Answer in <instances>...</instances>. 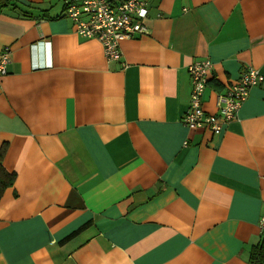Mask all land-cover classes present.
<instances>
[{"label": "crops", "instance_id": "crops-1", "mask_svg": "<svg viewBox=\"0 0 264 264\" xmlns=\"http://www.w3.org/2000/svg\"><path fill=\"white\" fill-rule=\"evenodd\" d=\"M66 1L0 0V264H250L264 237V0H145L144 34L109 61ZM260 71L218 134L182 121ZM72 235V236H71ZM70 236V237H69Z\"/></svg>", "mask_w": 264, "mask_h": 264}, {"label": "built area", "instance_id": "built-area-1", "mask_svg": "<svg viewBox=\"0 0 264 264\" xmlns=\"http://www.w3.org/2000/svg\"><path fill=\"white\" fill-rule=\"evenodd\" d=\"M70 15L77 23L78 31L84 36H96L103 44L108 60L120 58V42L134 33H141L144 27L141 20L148 11L142 0H125L113 4L109 0H84L80 6L70 5ZM85 15L88 20L81 19ZM11 61L8 46L0 50V84L8 72ZM209 58L196 60L188 68L192 90L189 105L182 121L189 128H207L218 134L224 125L235 120L242 104L252 87L259 83L260 72L253 66L245 67L238 80L224 92L218 93L216 113H208L203 108V95L207 85V75L212 69ZM264 229V218L261 219Z\"/></svg>", "mask_w": 264, "mask_h": 264}, {"label": "trees", "instance_id": "trees-1", "mask_svg": "<svg viewBox=\"0 0 264 264\" xmlns=\"http://www.w3.org/2000/svg\"><path fill=\"white\" fill-rule=\"evenodd\" d=\"M5 150V147L0 150V197L6 188L13 185L16 178V174L14 172H9L3 165L2 161ZM249 263L264 264V237L259 244L253 246V248L250 250Z\"/></svg>", "mask_w": 264, "mask_h": 264}, {"label": "bare ground", "instance_id": "bare-ground-1", "mask_svg": "<svg viewBox=\"0 0 264 264\" xmlns=\"http://www.w3.org/2000/svg\"><path fill=\"white\" fill-rule=\"evenodd\" d=\"M83 1L84 0H81L80 2H69V1H66V8H65V10H64V13L69 17V18H71L72 19V21H73V23H74V27H75V30H76V32L79 34V35H81V36H84V35H82V34H80L79 33V31H78V27H77V23H76V21L74 20V18L70 15V13H69V11H68V9H69V7H70V5H75V6H80L82 3H83ZM111 3H113V4H116V3H119V2H121V1H125V0H109ZM142 2H143V6L147 9V11H148V7H147V2L145 1V0H142ZM81 19H84V20H88V18L85 16V15H82V18ZM143 20L144 19H142L141 20V23H142V25H143V27H144V31L143 32H141V33H134V34H132V35H130L129 37H127V38H130V37H132L133 35H135V34H144V33H146L147 31H148V28L144 25V23H143ZM84 37H87V36H84ZM89 37H95V38H97L96 36H89ZM127 38H124V39H127ZM98 39V38H97ZM123 39V40H124ZM99 40V39H98ZM100 41V40H99ZM122 41V40H121ZM101 42V41H100ZM101 44H102V42H101ZM6 46H8L9 47V49H10V57H11V46H9V45H6ZM6 46H4V47H6ZM4 47H2V48H0V50H2ZM102 47H103V44H102ZM103 51H104V47H103ZM104 55H105V52H104ZM105 57L107 58V56L105 55ZM121 57H122V49H121V42H120V58L119 59H117V60H114L113 62H115V61H118V60H120L121 59ZM107 60H108V58H107ZM109 61H111V60H109ZM195 62V61H194ZM10 63H11V61H10ZM9 63V64H10ZM193 64V63H192ZM191 65V64H190ZM189 65V66H190ZM189 68V67H188ZM260 72V71H259ZM9 73V65H8V72H7V74ZM6 74V75H7ZM6 75H4L2 78H4ZM190 78H191V76H190ZM1 82H2V79H1ZM191 85H192V82H191ZM0 86H1V84H0ZM192 90V89H191ZM190 98H191V96H190Z\"/></svg>", "mask_w": 264, "mask_h": 264}]
</instances>
